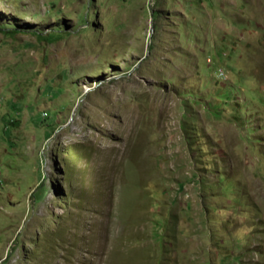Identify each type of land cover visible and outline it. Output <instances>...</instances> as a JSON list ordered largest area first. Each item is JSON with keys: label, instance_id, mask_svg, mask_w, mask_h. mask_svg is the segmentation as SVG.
<instances>
[{"label": "rangeland", "instance_id": "obj_1", "mask_svg": "<svg viewBox=\"0 0 264 264\" xmlns=\"http://www.w3.org/2000/svg\"><path fill=\"white\" fill-rule=\"evenodd\" d=\"M0 264H264V0H0Z\"/></svg>", "mask_w": 264, "mask_h": 264}, {"label": "bare ground", "instance_id": "obj_2", "mask_svg": "<svg viewBox=\"0 0 264 264\" xmlns=\"http://www.w3.org/2000/svg\"><path fill=\"white\" fill-rule=\"evenodd\" d=\"M124 158V157H123Z\"/></svg>", "mask_w": 264, "mask_h": 264}]
</instances>
